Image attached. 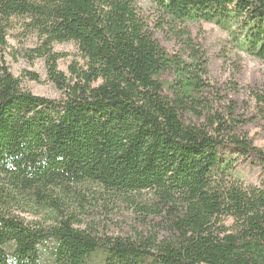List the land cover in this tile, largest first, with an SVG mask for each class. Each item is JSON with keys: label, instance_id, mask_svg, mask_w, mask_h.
<instances>
[{"label": "trees", "instance_id": "obj_1", "mask_svg": "<svg viewBox=\"0 0 264 264\" xmlns=\"http://www.w3.org/2000/svg\"><path fill=\"white\" fill-rule=\"evenodd\" d=\"M137 1L0 0V264H264V150L247 129L264 90L250 107L233 83L213 90L188 27L214 24L264 63V0H149L153 21ZM18 22L58 98L10 72ZM165 30L183 51L161 45ZM64 42L78 51L69 75L52 50ZM100 200L132 205L141 228L80 227L72 202ZM19 201L47 221L15 213Z\"/></svg>", "mask_w": 264, "mask_h": 264}, {"label": "rangeland", "instance_id": "obj_2", "mask_svg": "<svg viewBox=\"0 0 264 264\" xmlns=\"http://www.w3.org/2000/svg\"><path fill=\"white\" fill-rule=\"evenodd\" d=\"M137 4L142 14H149L151 21L157 20V13L149 0H138ZM188 27L195 41L200 43L204 50L207 71L205 81L213 90L222 88L223 92H227L226 85L233 83L237 91L229 94L238 101V105L252 106L249 91L254 88L264 90V63L234 46L230 34L214 24H189ZM157 37L161 45L170 52H180L184 49L178 38L169 31L157 32ZM35 44V36L25 33L21 30L20 23H16L15 28L7 36L5 62L24 89L38 96L56 99L60 93L48 80L44 60L35 58L31 61L27 57V53ZM52 50L63 55L58 60V68L69 75V64L78 58L76 46L71 42L54 43ZM27 72L38 76V81L31 80L26 75ZM240 110L243 111L242 108ZM250 110L253 111V108ZM250 110L251 116L257 115ZM247 129L254 145L264 150V117L258 116ZM72 203L73 207L70 210L82 221L80 226L82 228L93 229L108 236L130 235L136 228H141L137 219L139 216L127 202L86 201L82 206L74 201ZM13 211L28 221H47L44 214L30 209L20 201Z\"/></svg>", "mask_w": 264, "mask_h": 264}]
</instances>
